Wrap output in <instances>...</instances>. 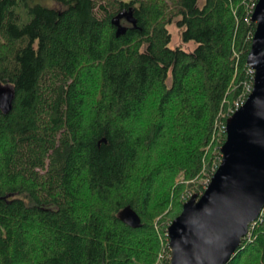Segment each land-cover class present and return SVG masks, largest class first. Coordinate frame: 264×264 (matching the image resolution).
Returning a JSON list of instances; mask_svg holds the SVG:
<instances>
[{"label":"trees","instance_id":"obj_1","mask_svg":"<svg viewBox=\"0 0 264 264\" xmlns=\"http://www.w3.org/2000/svg\"><path fill=\"white\" fill-rule=\"evenodd\" d=\"M53 1L0 0V86L15 94L0 112V264H170L186 202L173 177L220 165L226 132L202 148L250 78L259 0ZM131 7L137 26L117 36ZM172 24L192 51L171 46ZM228 264H264V221Z\"/></svg>","mask_w":264,"mask_h":264},{"label":"water","instance_id":"obj_2","mask_svg":"<svg viewBox=\"0 0 264 264\" xmlns=\"http://www.w3.org/2000/svg\"><path fill=\"white\" fill-rule=\"evenodd\" d=\"M134 27V9H124L112 20L117 36ZM252 21L256 30L247 57L254 69V87L246 103L226 124L222 159L207 189L193 194L168 228L170 264H228L264 208V0H259ZM14 91L0 86V112L13 108ZM120 218L133 228L142 226L131 206Z\"/></svg>","mask_w":264,"mask_h":264},{"label":"rangeland","instance_id":"obj_3","mask_svg":"<svg viewBox=\"0 0 264 264\" xmlns=\"http://www.w3.org/2000/svg\"><path fill=\"white\" fill-rule=\"evenodd\" d=\"M40 1L42 3H44L46 5H50V6H57L58 5L53 0H40ZM203 2H204V0H200L201 4ZM125 24H128V23H125ZM170 31L172 33V43H171L172 47L181 46V47H183L184 49H186L188 51H192L196 47L197 44L194 43V42L185 43V42L182 41L181 29H179L175 24H172L170 26ZM218 123H220V122L216 121V124H218ZM221 134H222V131L218 127V133H217V135L216 134L213 135L214 138L212 137V140H211L212 143L210 142L208 145L204 146V148H202V150L205 149L206 153L210 152L212 154L214 152H217L216 150L215 151L213 150L214 151L213 152L211 146L214 145V148H215V147H217L219 145V142H220L219 137H222ZM213 139H215L214 142H213ZM203 164L204 165L208 164V161L207 160H203ZM205 173L206 172L204 170L202 175H200L198 177H195V178H188L187 171L184 168L179 169L177 171V173L175 174V176L173 177L174 186L172 187V192L175 191L176 187H177V189H181L182 186H183L184 189L182 191L181 198H183L184 200H187L191 196V194L193 193V190L196 189V186H198V188H200V186H202V187H203V185L206 186L208 184V182H210L211 179H209L205 175ZM180 194H181V192H180Z\"/></svg>","mask_w":264,"mask_h":264},{"label":"built area","instance_id":"obj_4","mask_svg":"<svg viewBox=\"0 0 264 264\" xmlns=\"http://www.w3.org/2000/svg\"><path fill=\"white\" fill-rule=\"evenodd\" d=\"M255 7H256V6H255ZM254 9H255V8H254ZM253 12H254V10H253ZM253 37H254V36H253ZM235 56H237V57L239 56V55L237 54V52H235ZM249 75H250L249 80L244 81V83H243V88H242L241 93L238 95L237 99L235 100V102H234V106L230 108V111H229V112H230V113H229V117H230V116H231L236 110H238L240 107H242V106L246 103V101H247V99H248L250 93H251L252 90H253V87H254V75H255V71H254V69H252L251 67H249ZM226 124H227V123H226ZM226 124L223 125L222 122L220 123L219 127H220V129H221L222 132H226ZM208 185H209V182H208V184H207L206 186L203 185V190L201 191L202 193L207 189ZM202 193H201V194H202ZM192 195H193V193L191 194V196H192ZM191 196H190V197H191ZM190 197H189V198H190ZM189 198H188V199H189ZM188 199H187V200H188ZM187 200H186V201H187ZM263 221H264V208H263V210H262L260 216L258 217V219H257L255 222H253V223L251 224L250 229H249V232H248V234L246 235V237L249 236V235H251V229H252V228H254L258 223H262Z\"/></svg>","mask_w":264,"mask_h":264}]
</instances>
